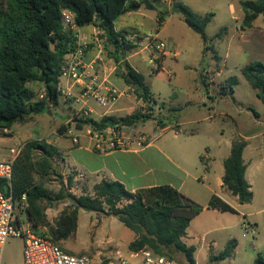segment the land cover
I'll list each match as a JSON object with an SVG mask.
<instances>
[{
	"label": "trees",
	"instance_id": "trees-1",
	"mask_svg": "<svg viewBox=\"0 0 264 264\" xmlns=\"http://www.w3.org/2000/svg\"><path fill=\"white\" fill-rule=\"evenodd\" d=\"M142 6L155 9L152 0H11L9 4L0 0V128L10 129L16 123L26 122L33 114L49 110L46 100H32L34 93L27 86L29 83L43 84L51 103L58 104L61 96L59 76L65 57L77 48L75 36L63 29L62 8L74 13L79 27L98 24L115 49L113 57L119 65L116 74L134 89L139 99L147 101L151 98L145 75L122 56L131 51L134 44L126 31H116L114 23L119 15L137 11ZM241 7L244 29L253 27L260 15L264 17V0H244ZM172 11L182 14L186 24L207 42L206 30L214 13L199 15L179 0H173ZM162 21L163 15L160 14L159 26ZM226 33L227 28H223L212 40L220 39ZM242 73L264 102V64L250 63ZM228 83L233 91L236 78H229ZM149 119L150 114L138 111L122 117L104 116L100 121L81 119L77 126L82 128L90 124L97 129L135 126ZM64 130H67L66 125ZM246 145L243 138H235L224 162L223 184L241 204L253 199L251 186L245 178L243 151ZM56 155L57 149L48 142L29 140L14 163L12 195L17 199L23 193L27 194L24 211L32 229L46 227L49 237L59 244L77 232L79 210L84 209L117 217L136 235L128 246L133 252L150 249L175 264L176 254H182L188 264H196V247L187 245L183 238L191 220L204 210L203 205L169 184L132 192L120 181H103L95 186L93 196H77L70 191L74 178L69 176L67 182L61 180L60 189L54 192L45 186L44 181L55 171ZM62 202L70 204L53 223L50 222L47 208ZM207 207L236 212L218 196H213ZM236 247L237 240H229L219 254L211 251L209 261L215 263L234 257ZM253 264H264V255L258 253Z\"/></svg>",
	"mask_w": 264,
	"mask_h": 264
},
{
	"label": "rangeland",
	"instance_id": "rangeland-1",
	"mask_svg": "<svg viewBox=\"0 0 264 264\" xmlns=\"http://www.w3.org/2000/svg\"><path fill=\"white\" fill-rule=\"evenodd\" d=\"M181 1L188 5L187 0ZM189 1H191L193 8L190 5L188 6L195 13H206L208 10L205 9L209 6L211 7L209 8L210 11L215 16L207 27L208 39L205 42L201 35L186 24L182 14L175 13L174 16L168 18L163 10L167 22L164 33L160 35L161 39L167 43L166 50L168 52L179 51L177 57L168 56L164 62L165 69L169 70L172 76L167 75L164 71L160 74L153 72L150 75L147 72L150 69L148 64L149 54L146 50H143L145 44L143 40L149 31L150 33L156 31L157 16L160 11L143 9L147 12L148 18L145 20L144 26L139 27L140 32L136 33H134L137 31L136 22L130 17L121 14L115 20L116 27L119 30L126 31L129 40L134 44L133 49L123 53L122 56L125 58L132 55L131 64L146 74V83L152 94L165 102H158V106L153 108L152 112L146 113L151 115V119L146 123H139L133 128L151 138L161 136L160 141L157 143L161 147H164V144L166 148L173 151H176L181 144V138H175V134L180 135L195 131L208 124L192 123L176 127L179 122L200 117L204 112L212 113V109H209L211 103L207 98L208 96L212 95L211 97H217L219 100L216 108L218 112L225 111L229 114L227 117L220 114L214 120L217 122V126L225 128L227 132L240 127L241 121L251 124L252 121L257 120V116L264 118V102L257 96L256 90L253 89L242 73V69L250 63L262 62L264 64L263 15L257 18L253 27L244 29L242 21L240 23V21L233 18V15H239L240 13L239 6L235 1L230 8L228 7V0ZM10 2L11 0H4V4ZM223 28H227V33L220 39L212 40V37ZM135 34L136 36L133 37ZM79 37V39H76V44L78 40L81 44L87 43L86 47H81L84 60L88 62L95 61L96 70L100 76L104 75L105 70L109 72L114 69V73H116L119 65L113 57L115 49L106 39L105 33L99 29L98 24L80 27ZM98 42L101 45L100 48ZM99 56L102 60L98 58ZM231 77L236 78V84L233 86L235 90L234 98L230 95L224 97L222 94L230 90L228 79ZM27 86L34 93L33 101L42 100L41 96L46 94V88L41 83H29ZM131 89L133 90V88ZM201 94L207 96L205 105L201 103ZM130 95V99L127 98L128 103L125 108L116 113L119 117L138 111L144 113L143 101L133 91H130ZM63 101L65 105L74 103L71 99H65L61 95L57 105L48 103L49 110L53 114L49 115L48 110H46L41 114L31 115L26 122L22 123L24 130L27 132L26 138L22 141L28 142L36 139L48 142L56 139L57 135L64 134V125L61 123H64L68 116L62 109L64 106ZM240 107L242 113L239 116L237 111ZM163 125L169 128L163 131ZM147 132L152 133V135ZM54 166L53 175L44 182L49 190L57 192L61 180L68 177V175H63L64 170L59 154L55 156ZM18 211L20 218L26 223L28 221L27 213L21 208ZM91 216H93L92 220ZM205 216H208V214L204 213L202 215V217ZM99 220L97 213L82 210L80 227L77 233L68 239V243L72 245L73 250L76 253L90 256L94 264H108L120 257L136 263L138 259L130 257L128 249V244L133 239L134 232L124 227L123 223L117 218L105 220L103 225L97 228ZM36 231L49 236L46 227H41ZM202 236L203 234L191 240L198 247L196 253L198 264H253L257 253L260 252L251 245L252 234L249 233L243 241L238 256L211 263L209 261L210 252L202 246L204 244V241L201 242ZM211 238L212 236H206V241ZM59 244L63 247L62 242ZM22 248V238L11 237L2 252L3 264H23ZM220 252L221 249H216V252L213 253L217 255ZM175 258L177 264H188L182 254H176Z\"/></svg>",
	"mask_w": 264,
	"mask_h": 264
},
{
	"label": "crops",
	"instance_id": "crops-1",
	"mask_svg": "<svg viewBox=\"0 0 264 264\" xmlns=\"http://www.w3.org/2000/svg\"><path fill=\"white\" fill-rule=\"evenodd\" d=\"M152 1L155 7L153 10L160 11V14L163 15V21L161 26H159L160 14H158L157 26L155 29L162 35L167 22L165 13L168 15V18L175 15V13L172 12L173 0ZM234 1L239 6L240 13L239 15H233V18L241 23L244 13L240 4L244 0H228L229 8L232 7ZM186 2L193 8L191 1L187 0ZM209 8L211 7H206L205 10L208 11L206 13H199V15L210 13L211 9ZM143 9H145L144 6L140 7L137 11L124 13L136 22L137 31L134 33L140 32L139 27H143L145 20L148 18L147 12ZM163 10L165 13H163ZM115 28L116 31H122L119 30L116 25ZM134 36H136V34L133 35V37ZM133 37L131 36V38ZM172 52H166L163 55L161 70L158 71V74L162 73V71L166 72L167 75H169V73L171 74L169 70L165 69L164 62L168 56H178V50ZM175 53L177 56H175ZM131 57L132 55H129L125 57V59L131 63ZM137 70L140 71L139 69ZM147 72L150 75L151 68L148 69ZM143 74L146 75L145 73ZM169 76H172V74ZM101 77L106 78L112 85L120 89L128 87L124 80L114 73V69L109 72L105 70L104 75H101ZM234 93L235 90H228L222 94L224 97L230 95L234 98ZM211 96L207 97L201 94L200 100L204 105L206 104V97L210 100L211 107H209V109H212V113L204 112L200 117L192 118L191 120L179 122L177 124L176 127L192 123H208L205 127H201L195 131L185 132L180 135L175 134V138H181V144L176 151L166 148L164 144V147H161L157 143L160 141L161 136H156L154 141L150 142L144 149L138 152L131 150L98 152L90 147L89 139L86 136H81L80 144H74L65 133L57 135V138L53 141H48L49 144L57 149L58 154L61 156L64 170L63 175H68V177L73 176L74 178L70 191L77 196H93L95 193V186L103 181H120L132 192L138 189L169 184L176 187L187 197L204 206V210L191 220L187 228V234L183 238V241L187 245H194L196 247V253L198 247L191 240L203 234L201 242L204 241V244H202V246L210 253L211 251L216 252V249H221L222 252L229 240L236 239L237 247L234 257L238 256L243 241L246 239L247 235L251 233L244 227V224L247 223L253 225L256 229L255 233H251V245L257 248L260 251L259 253L264 255V118L257 116V120L252 121L251 124L241 121L240 127L236 130L227 132L225 128L217 126V122L214 120L220 114L226 117L229 116V114L225 111L218 112L216 108L219 100L217 97L214 98ZM152 97L158 102L165 103L161 99L156 98L153 94ZM220 100H222V98H220ZM127 103V98H121L110 109H106L100 107L96 102L90 101L87 110L91 112V118L100 121L104 116L113 115L119 117L116 113L122 111ZM59 108L60 106L58 110ZM62 109L68 117L67 120L61 124L68 125L74 113L79 109V105L76 103L71 105L64 104ZM241 110L242 108L240 107L237 111L239 116L242 113ZM48 113L49 115L53 114L51 110H48ZM168 128V126H165L163 131ZM26 133L24 125L22 123H16L10 128L9 135L0 136V145L4 148V150L0 152V158L3 159L6 157L7 148L13 146L19 140H24L27 136ZM149 134L152 135V133ZM235 138H243L247 142L243 151V159L246 165L245 178L251 186L253 199L250 203L246 204H241L238 197L233 195L223 184V176L225 173L224 162L230 155L232 143ZM201 157L204 159L201 160ZM68 177L64 178L65 182H67ZM213 196H218L234 208L236 212L208 208V203ZM69 204L68 202H62L48 207L46 210L48 220L53 223L54 219H56ZM82 210L83 209H80L78 214V229L80 227ZM204 213L208 214V216L202 217ZM97 214L100 218L97 228L102 226L105 220L117 218L102 213ZM92 218L93 216H91V220ZM26 223L31 225L29 220ZM206 236H212V238L206 241ZM135 237L136 235L134 233L132 240H134ZM68 239L62 241L64 249L76 253L72 245L68 243ZM129 252L130 257H132L133 251L129 250ZM196 264H198L197 259Z\"/></svg>",
	"mask_w": 264,
	"mask_h": 264
},
{
	"label": "built area",
	"instance_id": "built-area-1",
	"mask_svg": "<svg viewBox=\"0 0 264 264\" xmlns=\"http://www.w3.org/2000/svg\"><path fill=\"white\" fill-rule=\"evenodd\" d=\"M62 24L66 32L72 33L79 39L80 27L75 21V15L70 9L62 10ZM143 50L149 54L148 64L151 73L161 70V60L168 52L167 43L161 39L156 30L144 37ZM87 43L77 41L75 51L67 54L65 63L59 76L58 90L65 99H71L79 105L65 131L74 144H80L81 136L89 139L90 147L98 152L113 150H131L138 152L144 149L156 137L151 138L143 132H139L133 126H109L103 129L94 128L92 125L77 126L78 120L91 118L87 106L90 101L96 102L100 107L110 109L121 98H130L131 86L120 89L112 85L106 78H102L96 70L95 61H85L83 58V46ZM99 48L101 47L98 42ZM177 53V52H176ZM175 53V56H177ZM101 56V55H100ZM98 57L102 60L101 57ZM169 75H171L169 73ZM65 81V83H64ZM137 96V95H136ZM47 105L52 104L46 94L41 96ZM143 101L144 113L152 112L158 103L152 96ZM10 134V129L0 128V136ZM26 142L19 140L13 146L6 149V157L0 158V264H3L2 252L7 241L11 237H20L23 240V264H94L93 259L81 253H73L65 250L61 245L54 242L51 237L40 234L32 226L24 223L19 217V209H25L27 194L23 193L20 198L15 199L12 195L11 182L13 179L14 163L20 156ZM4 148L0 145V152ZM251 233L256 229L253 225L244 224ZM132 258H137L136 263L123 257L111 261L108 264H175L166 256L159 255L150 249H142L132 253Z\"/></svg>",
	"mask_w": 264,
	"mask_h": 264
}]
</instances>
